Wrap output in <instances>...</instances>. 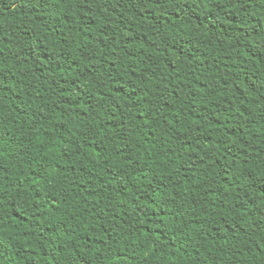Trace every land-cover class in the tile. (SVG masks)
<instances>
[{"label": "trees", "instance_id": "trees-1", "mask_svg": "<svg viewBox=\"0 0 264 264\" xmlns=\"http://www.w3.org/2000/svg\"><path fill=\"white\" fill-rule=\"evenodd\" d=\"M0 264H264V0H0Z\"/></svg>", "mask_w": 264, "mask_h": 264}]
</instances>
